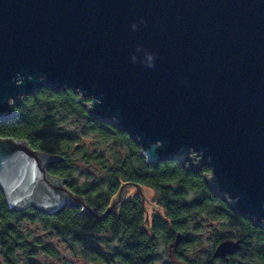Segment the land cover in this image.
Listing matches in <instances>:
<instances>
[{
    "label": "water",
    "instance_id": "95a60500",
    "mask_svg": "<svg viewBox=\"0 0 264 264\" xmlns=\"http://www.w3.org/2000/svg\"><path fill=\"white\" fill-rule=\"evenodd\" d=\"M46 87L88 98V112L127 132L147 163L207 166L211 191L264 223V0H0V120ZM56 160L0 137L10 209L38 192L35 206L47 213L83 206L47 173ZM136 187L145 216L150 207L163 216ZM238 247L224 241L214 257Z\"/></svg>",
    "mask_w": 264,
    "mask_h": 264
},
{
    "label": "trees",
    "instance_id": "16d2710c",
    "mask_svg": "<svg viewBox=\"0 0 264 264\" xmlns=\"http://www.w3.org/2000/svg\"><path fill=\"white\" fill-rule=\"evenodd\" d=\"M88 101L76 90L46 87L24 96L14 105V115L0 120V137L24 140L32 149L57 158L46 167L47 173L62 179L64 187L83 204L66 202L50 215V220L45 215V225L57 222L66 240L83 243L80 250L83 256H88L86 250L93 247L87 245L90 240L86 235L98 229L96 226H109L113 234L124 230L125 264H152L150 253L154 245L163 238L173 242L180 231L188 235L190 217L202 211L229 228L225 234L214 232L217 242L248 233L245 246L251 237L255 244L252 255L246 256L243 264H250L252 259V264H264V226H255L253 220L232 211L225 200L211 191L205 181L209 172L207 166L189 169L176 159L156 165L145 162L134 139L124 130L90 114L85 107ZM87 132L93 135L91 145L81 140L82 134ZM104 142L109 146L104 147ZM79 175L85 179L83 182L79 181ZM129 184L153 188L159 202L167 208V216L154 217L153 238L141 228L144 214L139 199L105 213L121 187L124 192ZM190 192L195 193V199H188ZM11 214L0 189V217L8 218ZM166 217L173 223L169 224ZM198 243L183 239L179 258L191 263L201 260ZM98 249L90 250L95 253ZM101 254L97 255L105 257Z\"/></svg>",
    "mask_w": 264,
    "mask_h": 264
},
{
    "label": "flooded vegetation",
    "instance_id": "af4514ba",
    "mask_svg": "<svg viewBox=\"0 0 264 264\" xmlns=\"http://www.w3.org/2000/svg\"><path fill=\"white\" fill-rule=\"evenodd\" d=\"M136 186V185H135ZM34 198V203L25 205L22 208L17 209H9V212H13L8 218H2L0 217V264H16L17 262L19 264H59V261L62 259V257L56 256V252L50 248H55L56 246L60 244H64L69 250L72 252V256L79 257L80 251L77 252V246H80L82 248L83 243L77 242L76 240H60L61 233L60 228L57 222L53 225L47 224L45 225V215L47 216V220H50L49 217L52 213H47L46 211L37 208L35 204L37 202L43 201V194L42 192H38ZM123 195L121 197H118L117 200V206L122 205L125 202L133 201L134 199H139V203L141 206L142 202L141 199L138 198L137 195L133 196L132 198H128L125 200ZM160 203V202H159ZM160 205L163 207L162 212H164L163 216L160 215V213H153L152 216H145V210L142 207V212L144 214V223L141 226L142 230L147 231L150 235V237L153 238V223H154V217H165L167 216V208L165 207V204L160 203ZM54 213V212H53ZM191 218V219H190ZM189 219L193 224L196 226H200L201 224H198L199 218L196 217V215L190 217ZM169 224L173 223L172 219L170 217L165 218ZM186 220V223L188 220ZM249 219V218H248ZM26 221V225H24L23 230H17L18 226L21 222ZM98 220H94L96 222ZM254 222V221H253ZM192 225V224H191ZM190 225V228L191 227ZM255 226H257L255 224ZM264 223L260 225V227H263ZM23 227V226H22ZM43 228H46L47 233L52 240L45 242L44 241V234H43ZM96 230H104L107 228H110L109 226H96ZM96 230L92 232H89L86 235V238H89L90 241H87L88 246L92 245L93 247H88L90 249L92 248H99L98 251L94 253L93 250L87 249L88 257L91 259V261H102L106 262L107 264H125L124 262V255H125V247L123 245V238L126 236L124 230L120 231L116 235V240L114 242L115 245L109 244V242L104 243L102 240H97L98 233ZM213 232V231H212ZM36 234V235H35ZM63 237V236H62ZM249 236L248 233L244 236H237L236 238H230L226 239L224 241L232 240V241H239V247L236 251L233 253L227 254L225 257H214V252L216 250V247L224 242H217L215 237L213 236V242H212V248H210L207 251V255L204 258V252H202L201 260H197V262L191 261H182L179 258L178 252L179 247L182 244V240H188L196 244L198 240L194 237V233L191 231L188 235L187 233L184 234V232H178L176 234L175 240L173 242H169L167 239L160 240L158 243H156V246L154 245L153 250L150 253V258H152V264L155 262V257L158 254L157 249L161 246L165 248V254L172 260H175L176 262L179 261L183 264H243V259L246 256L252 255V246L255 244V239L251 237L249 240V243L247 247L245 246L246 240H248ZM87 247V246H86ZM84 248V247H83ZM201 251V250H200ZM90 253V254H89ZM102 253L101 255H104L105 257L98 256L97 254ZM35 255H38L40 258H42L39 262L33 260ZM97 255V256H96ZM82 256V254H81ZM107 257L110 258V261H107ZM107 258V259H106ZM194 260V259H193ZM62 261V260H61ZM253 261V259H252ZM252 261L250 264H252ZM64 264H73L72 261L66 260Z\"/></svg>",
    "mask_w": 264,
    "mask_h": 264
},
{
    "label": "rangeland",
    "instance_id": "374dc122",
    "mask_svg": "<svg viewBox=\"0 0 264 264\" xmlns=\"http://www.w3.org/2000/svg\"><path fill=\"white\" fill-rule=\"evenodd\" d=\"M85 107L87 108V105H85ZM70 121H73V119H70ZM81 140L83 141L84 144L86 145H91L93 143V135L90 132H87L85 134H82L81 136ZM106 142L102 143V145L104 147H108L109 145H105ZM87 170V169H85ZM79 181L83 182L85 179L83 178V176L79 175ZM147 187V192H148V197L150 198L151 201L157 203L160 205L159 200H158V195L155 192V190L153 188H150L148 186ZM137 195L138 198L141 199L140 193L137 189V187L135 185H128L126 186V194L124 196L125 200L128 198H132L133 196ZM123 198V200H124ZM195 199V193L194 192H190L188 194V199ZM187 199V200H188ZM142 202V199H141ZM120 207L119 205L116 207V209ZM10 209V208H9ZM118 211V210H117ZM116 211V213H117ZM112 211H110L109 213H111ZM115 213V214H116ZM153 213H158V211L154 208V207H150V216L153 215ZM194 215H196V217L199 218V222L198 224H201L200 226H196L195 224H193L191 222V224L189 223V225H191V231L194 233V237L199 241L198 246L197 247V252L200 253V255L198 256V258L201 259L202 256V252H204V258L207 255V251L212 248V242H213V236H214V232L217 233H227L228 229L224 227L223 223L220 220H214L212 219V217H210L206 212H197ZM24 225H26V221H23L20 223V225L18 226L17 230H23L24 229ZM23 226V227H22ZM43 234H44V241H50L52 240V238H50L48 235H50L49 233H47L46 228H43ZM213 230V232H212ZM36 235V234H35ZM97 235V240H102L104 243L109 242V244L115 245L114 242L116 240V235L117 234H113V231L110 228L98 231V233H96ZM60 240H64V237L61 236ZM52 250H54L56 253V256L59 255V257H62V261H59V264H64L66 260L72 261L73 264H107L106 262H102V261H91V259L88 256H81V254H79V257H74L72 256V252L69 251L68 252V248L64 245V244H60L58 246H56L55 248H50ZM81 250L80 246H77V252H79ZM201 250V251H200ZM157 261H154V264H183L179 261H175L172 260L171 258H169L167 256V254H165V248H163L162 246L160 248L157 249ZM189 258H192L189 257ZM42 258H40L38 255H35L34 259L35 261L39 262ZM199 260V259H198ZM16 264H19L18 262ZM109 264V263H108Z\"/></svg>",
    "mask_w": 264,
    "mask_h": 264
}]
</instances>
